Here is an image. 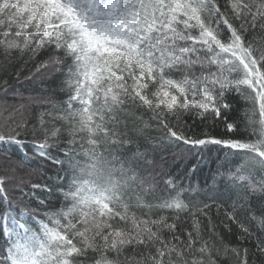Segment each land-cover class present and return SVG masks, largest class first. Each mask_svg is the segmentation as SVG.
<instances>
[{"label": "snow or ice", "instance_id": "1", "mask_svg": "<svg viewBox=\"0 0 264 264\" xmlns=\"http://www.w3.org/2000/svg\"><path fill=\"white\" fill-rule=\"evenodd\" d=\"M13 53L67 98L12 89L0 264H264V0H0Z\"/></svg>", "mask_w": 264, "mask_h": 264}, {"label": "trees", "instance_id": "2", "mask_svg": "<svg viewBox=\"0 0 264 264\" xmlns=\"http://www.w3.org/2000/svg\"><path fill=\"white\" fill-rule=\"evenodd\" d=\"M43 57H38L35 62L29 61L28 63H23L21 59L17 57L15 53H13V58L11 63H6L5 59L2 54H0V80L6 79L11 86L7 94H4L0 91V131L5 130V124L11 123L7 118L10 112H13L14 109H20L22 104H28L27 99H20L19 97L15 96L14 92L12 91L13 88L16 89L17 92L23 94L24 97H35V96H43L51 98V100L55 103H60L61 101L67 98L66 94L60 91V80L62 77L59 74L55 76L51 75L48 72L42 73L38 79H35L32 83L24 82V78L30 74V72L34 71V63L39 62V59ZM24 60H27V56L24 57ZM20 73L19 81L16 78V73ZM20 82H24V87H20ZM230 103L233 105L234 109H237L236 116L242 115L244 111L245 102L237 95L234 94V98L230 100ZM44 111L43 108L38 106H31L27 109L22 110L23 118L32 119L34 120L35 116ZM16 120L21 119L20 113H16ZM147 119V117H145ZM191 123V122H189ZM202 129H196L197 132L201 131ZM212 135L220 137L226 136V130L224 129V125L221 123L218 127L215 128H208L207 129ZM153 136L159 135L157 132L152 133ZM30 138V137H29ZM183 149V146L176 147L173 146L170 152H165L164 155L168 157V163L164 165L165 168H172L175 167V162L171 159V153L173 152H180ZM11 154L13 160L17 157L15 155V150L9 146L5 148V146L0 143V175L4 174L5 168H7L8 162L6 161L5 157ZM217 154L216 149L213 150L211 153L212 157H215ZM32 173L27 178L31 179L32 183H41L47 182L48 177L53 176L55 169L47 170V169H40L37 164H32L31 166ZM215 165L209 162V167H205L203 172H198L195 176V181L202 180L205 176L208 175L209 169L214 168ZM51 168V166H49ZM35 173H39L38 175ZM46 173V174H45ZM61 199L58 196L49 197V208L51 210H56L57 208L61 207ZM33 208H36L37 205L33 203ZM41 212L48 211L49 209L41 208L39 209ZM135 211V209H133ZM139 214V213H138ZM230 240H234V236L228 237ZM250 247V245H247Z\"/></svg>", "mask_w": 264, "mask_h": 264}]
</instances>
